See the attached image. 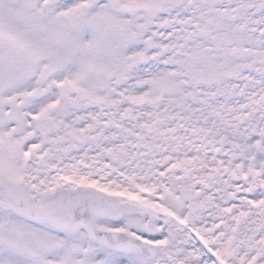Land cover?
Segmentation results:
<instances>
[{"label":"snow or ice","instance_id":"1","mask_svg":"<svg viewBox=\"0 0 264 264\" xmlns=\"http://www.w3.org/2000/svg\"><path fill=\"white\" fill-rule=\"evenodd\" d=\"M0 264H264V0H0Z\"/></svg>","mask_w":264,"mask_h":264}]
</instances>
